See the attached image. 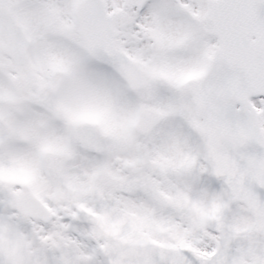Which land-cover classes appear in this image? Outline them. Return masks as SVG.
<instances>
[{"label": "snow or ice", "instance_id": "obj_1", "mask_svg": "<svg viewBox=\"0 0 264 264\" xmlns=\"http://www.w3.org/2000/svg\"><path fill=\"white\" fill-rule=\"evenodd\" d=\"M0 264H264V0H0Z\"/></svg>", "mask_w": 264, "mask_h": 264}]
</instances>
